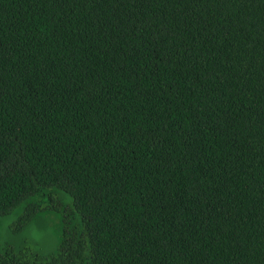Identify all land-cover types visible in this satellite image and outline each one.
Here are the masks:
<instances>
[{"label": "trees", "instance_id": "trees-1", "mask_svg": "<svg viewBox=\"0 0 264 264\" xmlns=\"http://www.w3.org/2000/svg\"><path fill=\"white\" fill-rule=\"evenodd\" d=\"M0 264H264V0H0Z\"/></svg>", "mask_w": 264, "mask_h": 264}]
</instances>
